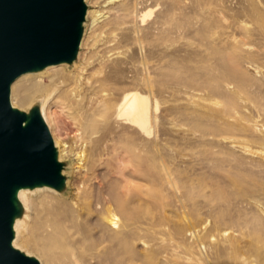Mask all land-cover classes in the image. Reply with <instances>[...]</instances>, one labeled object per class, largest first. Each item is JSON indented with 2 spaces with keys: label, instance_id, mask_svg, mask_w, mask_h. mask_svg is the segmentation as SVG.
<instances>
[{
  "label": "rangeland",
  "instance_id": "374dc122",
  "mask_svg": "<svg viewBox=\"0 0 264 264\" xmlns=\"http://www.w3.org/2000/svg\"><path fill=\"white\" fill-rule=\"evenodd\" d=\"M101 1H82L72 62L43 69H57L62 96L80 68L82 93L87 79L148 96L151 134L91 121L85 98L60 100L57 149L47 132L65 184L45 200L65 233L46 231V202L35 195L19 210L27 216L21 247L38 264H264V0H125L129 11L151 14L141 28L120 18L104 34L116 36L121 53L108 66L97 60L91 30ZM152 21L159 31L147 28ZM33 78L8 98L26 114L43 100ZM108 209L129 228L116 244L104 243Z\"/></svg>",
  "mask_w": 264,
  "mask_h": 264
},
{
  "label": "water",
  "instance_id": "95a60500",
  "mask_svg": "<svg viewBox=\"0 0 264 264\" xmlns=\"http://www.w3.org/2000/svg\"><path fill=\"white\" fill-rule=\"evenodd\" d=\"M82 0H0V264H38L10 247L18 188L60 190L61 164L36 108L9 105L12 81L30 71L72 62L80 40Z\"/></svg>",
  "mask_w": 264,
  "mask_h": 264
},
{
  "label": "bare ground",
  "instance_id": "6f19581e",
  "mask_svg": "<svg viewBox=\"0 0 264 264\" xmlns=\"http://www.w3.org/2000/svg\"><path fill=\"white\" fill-rule=\"evenodd\" d=\"M97 4H98L97 5L98 10L96 12H94L95 18H94V21L91 25V30H92V33L94 34L96 41H97V45L95 46V49L99 54L97 57V60L102 66H105V65L108 66L109 63L112 62L113 60L119 59L121 56V53L116 51L113 48V43H115V41H116V36L111 37L112 39L110 38L108 40H104L103 39L104 34H106V32L108 30H110L112 27H116V25H117L116 20H118L120 18L124 19V18L130 17L132 20L133 26L138 25L139 26L138 28H141V27H143L144 23L146 22V18L150 16L151 12L148 11V13H144V11L146 9L145 6L141 9L139 8L140 10H137L133 7V10L129 11L127 8H125L126 6H124L125 0H103ZM140 5H141V7L143 6L142 3H140ZM108 6H110V7H108ZM131 14H132V16H131ZM160 27L161 26L157 25V22H153V21L151 24H149L147 26V28L151 32L152 31H159ZM132 28H131V30H132ZM135 28H137V27L135 26ZM112 35H114V34H112ZM84 70H85L84 68H80L79 71L77 72V74L75 73V76L72 77L73 81L71 82V86L67 87V89L68 88L69 89L67 90L66 95H64V96H62L63 91L61 92V90H60L61 86H63V84H64V81H62V80L59 81V80L55 79V74L57 71V69H55V68H47V69L30 71V72H26L24 74H21L20 76L15 78L12 81V83L10 84L9 93H11V91L14 92L21 84H23V81H25L28 77H34L33 78L34 82L37 84V86H39V89L42 90V96L41 97L43 100H42V104H40L38 107V113H39V115L42 119V122L44 123L46 129L48 130L56 149H57V145H58V134H57L58 123H59V120H58L59 116L58 115L60 113L59 111H58L59 113H57V110L62 109V106H60V103H59V101L60 100L62 101V99L64 101H67V103L70 102L72 105H78L79 100L85 98L87 103H86V106L82 109L83 110L82 112L85 114L83 116H87L91 121L94 120L95 118H100L102 122H104L105 124H108L109 126H111V125L120 126V127L122 126V128H123V126L129 125V126L135 128L140 133H143L146 135L151 134L150 125L152 124L151 123V121H152V108H151L148 96H145L144 94H142L138 90L128 89L125 87L113 89V88H110L108 85H105V84H101L98 86V85H96L95 82H93V81L90 82L87 79H86V81H84L85 82L84 84L86 87L84 89V92L82 93V87L80 86L81 85L80 76L82 75V72ZM120 74L122 75L123 79L127 78V77H124L123 72H121ZM42 76H44V77H42ZM44 78L47 79V81H48L47 84H45ZM65 83H66V81H65ZM131 85H132V83H131ZM30 86H32V85H30ZM8 98H9V94H8ZM13 98H11L10 102L12 103L13 106H17V108L13 107L12 105L10 107L14 110H17L19 112L24 113L26 116V120H27L28 114H26L25 111L20 110L23 107L20 108L19 105H16L14 103ZM18 108H20V109H18ZM71 109H72V107H71ZM82 112H79V113L82 115L83 114ZM79 113H78L79 118H80L79 120L81 121L82 116H80ZM75 115H77V114H75ZM56 155H57V156H55L56 161L58 163L61 162L60 160L62 159V157L60 155V152L56 151ZM124 162H125L124 158L119 157L118 163L124 164ZM62 174H63V171L61 169L60 175H62ZM63 184H65V183L63 182ZM78 192L79 191H77V194H78ZM58 193H59L58 190H54V189H52L46 185H34L32 187H22V188H18L15 190L14 196H13V204H14V207L17 209V214H14V216L12 217V221H11V233H12V237L10 240V247L11 248H13L14 250H17L18 252L22 253L26 257L32 258L29 251L26 252L27 249L24 251L23 247H21V245H20L21 236H22L23 230L25 228L24 220L27 216L19 213L20 212L19 210L21 208L24 209L25 211L29 210L30 204L33 202L31 199L35 195H42L43 200H45V198H46V200H49L50 198H53V196H57ZM77 196L78 195H76V198H80L79 196L78 197ZM47 198H49V199H47ZM46 200H45V202H46ZM50 200L52 201V199H50ZM50 202L49 203H48V201L46 202V206H44V211H43L45 229L52 236H60L61 234H63V232L65 233V229L62 226L61 222H59L60 213L56 210L57 207L55 209L54 206L51 205L52 202L51 203ZM53 202H54V200H53ZM55 203H57V202H55ZM55 203H54V205H55ZM56 206H58V205H56ZM114 208H112V209H114ZM254 208H256V207H254ZM31 209H32V205H31ZM59 209H60V207H59ZM112 209H108L107 216L103 221L104 225H102V226H104V228L106 229V232L109 231V233H110L108 240L106 239V241L104 243L116 244V243L122 242L126 239L129 228H128L127 224L124 222V219L121 218V216L119 214L118 215L120 216L121 219L118 218L117 214H115L116 211L114 212ZM256 209H258V208H256ZM261 209L263 212V214L261 213V215L263 216L264 210H263V208H261ZM120 210H122V209H120ZM28 213H26V214H28ZM73 214H75V213H73ZM121 214L122 215L124 214L123 211ZM71 216H73V215H71ZM79 218H81V217H79ZM76 219H74V220H76ZM77 221H78V219H77ZM73 223H75V221ZM73 227H74V224H73ZM82 233L83 232H81V234ZM104 233L105 232L103 230V234ZM66 236H67V234H66ZM103 237H104V235H103ZM80 238H78V237L76 238V236H74L73 239L75 240L76 243L77 242L80 243L79 242L80 240H84V242L86 243V241L84 239L86 237L83 238V236H82V239H80ZM105 238H104V240H105ZM67 240H66V242H67ZM86 240H88V236H87ZM101 241H103V239ZM101 245H102V243H101ZM105 250H107V247H104V246L101 247L100 253H102V252L104 253ZM238 260H239V258H238ZM242 261H240L241 264H245V262H242ZM222 262H224V261H222ZM222 262L220 264L225 263V262L224 263H222ZM213 264H215V263H213Z\"/></svg>",
  "mask_w": 264,
  "mask_h": 264
}]
</instances>
